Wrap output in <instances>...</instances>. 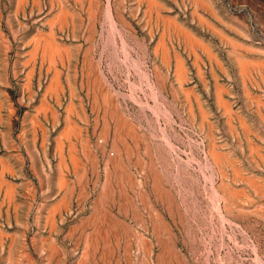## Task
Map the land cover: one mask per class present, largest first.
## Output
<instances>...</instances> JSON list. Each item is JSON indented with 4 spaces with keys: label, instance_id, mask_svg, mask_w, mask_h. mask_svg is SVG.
Wrapping results in <instances>:
<instances>
[{
    "label": "rangeland",
    "instance_id": "rangeland-1",
    "mask_svg": "<svg viewBox=\"0 0 264 264\" xmlns=\"http://www.w3.org/2000/svg\"><path fill=\"white\" fill-rule=\"evenodd\" d=\"M195 1L154 0L157 5L151 6L147 0H40L42 21L34 24L28 6L0 0V89L4 91H0V114L8 101L55 103L60 115L67 102L80 103L85 119L74 114L71 123L90 137L91 150L105 156L113 151L123 160L125 173L118 177L119 170L115 171L110 185L112 193L124 197L128 189L134 205L124 200L118 212L137 213L152 222L150 236L138 233L117 242L123 251L129 244L139 248L131 255L135 263L140 259L141 264H264V0H200L203 5ZM55 12L63 13L64 22ZM167 19L194 35L208 52L191 46L173 26L170 29ZM7 21L14 22L12 29ZM49 28L53 41L63 49L55 64L60 85L56 93L48 89L52 70L32 50L33 40ZM229 40L237 43L240 59L255 63L241 68ZM85 54L88 60L91 56V68ZM176 58L184 67L182 79L176 76ZM13 71L18 74L13 76ZM91 79L98 82L93 89ZM93 95L98 103L92 102ZM101 103L108 115L104 122L112 123L106 133L92 110L98 104L103 108ZM112 109L129 125L123 133L127 149L115 138L117 130H113L118 126L108 113ZM58 129L54 127L48 140ZM3 153L0 147V264H17L18 242L25 238L18 237L14 219L23 213V197L18 190L10 202L1 187L36 179L32 159L23 153L12 155L8 166ZM110 153L99 193L113 169L108 164ZM20 169L23 173L17 172ZM151 182L157 186L151 188ZM10 195L6 189L5 196ZM74 215L68 217L71 228L78 222ZM88 233L64 240L73 250V264H80L84 256L80 251ZM53 254L47 247L44 262L52 261Z\"/></svg>",
    "mask_w": 264,
    "mask_h": 264
},
{
    "label": "crops",
    "instance_id": "crops-1",
    "mask_svg": "<svg viewBox=\"0 0 264 264\" xmlns=\"http://www.w3.org/2000/svg\"><path fill=\"white\" fill-rule=\"evenodd\" d=\"M18 4H21L23 7L28 6L27 12L30 16L34 15V17H32L34 24L41 23L42 2H40V0H14V6H18ZM29 22L30 24L32 23L30 19ZM7 24L9 28L12 29L14 22L7 21ZM39 35L37 36L38 38L36 37L37 42L34 41L35 39L33 40L32 44L35 46L34 48H36V50L33 49V53L37 51L40 59L45 61L52 70L51 81L52 76H54L53 74H57V71L53 67L58 63L59 56L57 53H51L52 56L47 57V55H50L47 53V46H45L48 42L46 40L45 42L44 37L42 35L39 37ZM41 43H43V49L41 48ZM54 43L57 42L53 41L52 45ZM54 45H56V47L58 46V44ZM73 45L78 50L81 49L80 43ZM43 50H46V52H43ZM53 71H56V73ZM16 74L18 73L13 71V76H16ZM2 84L4 85V83ZM48 89L50 92L56 93L59 90V86L57 88H50L48 85ZM0 91L3 93V88L0 89ZM71 102L72 101L67 102L63 108L65 113H62L61 115L58 112L59 106L55 103L50 104L41 101H8L2 107L4 112L0 114V147L5 150V153H3V160L8 166H12L8 160L10 156H17L20 153H23V155L32 159L34 165L32 169H34L33 173L36 179V181L32 183L21 181L16 185L2 183V195H4L5 199L10 202L14 201L18 190L20 191L18 196L23 197V213L20 214L21 216L17 215L14 222L17 221L18 237H23L25 239L23 242H18L20 250L15 261L17 264H54L55 262L56 264H73V250L66 246L64 240H70L73 237L82 238L84 235L83 232L88 230L90 232L88 233L89 238L85 240V243H83L84 247H82L81 250L85 255L82 256L84 262L81 260L80 264H137L134 261L136 259L131 257V255L135 254L136 249L139 248L132 247L129 244V247L127 246L126 248L127 250L125 249L126 251H123V245H117V242L121 238L133 239L134 235L138 233L142 236H150L152 233V222L148 217L144 220L139 217L137 213L124 215L121 212H118L119 205L122 206L124 205L123 203H126L124 200L131 203L132 206L134 205L133 200L128 197V189L125 190L127 197H124L121 193L118 195L117 192H113L111 193L110 198L102 199L104 201L103 204L101 198H99L98 191L103 183L102 175L104 164H107L105 159L106 156L101 155L97 149L91 150L89 143L90 137L88 135L84 136V134L82 132L80 133V130L71 123L74 114H76V116L78 115L77 117L81 119H85V112L80 103ZM69 103L73 106L69 105ZM102 106L103 108L97 107L99 110L96 108L93 110H101L103 113L99 114L93 112V114L95 117L97 115L99 121L103 120L102 122L104 124L109 123L110 125V121L108 123L104 122L107 115L105 110L107 109L104 104ZM70 115H72L71 118ZM43 116H45V118H43ZM65 122L69 123L66 124ZM68 124H70L69 126L72 124L73 129H71V131L66 130L69 129ZM66 125L67 128H65ZM58 126L59 129L56 133L57 135L55 134V136H51L48 140L49 133L54 127ZM63 128L66 130L65 133L68 132L67 136H65L66 138L68 137L67 139L64 137L66 134L63 133L65 131ZM12 134L18 136L19 141H17L16 137H13ZM58 139L61 141H58ZM85 144L86 148H84ZM58 146L61 148H58ZM58 151H60V153ZM127 155L125 156V160H127ZM114 156L115 153L112 157L115 160L120 159L118 155ZM120 160L118 161H120L124 167L123 160ZM126 162L129 167L130 161ZM75 164H77V166ZM101 171L102 173L100 175ZM2 172L4 173L6 170H3ZM17 172L23 173L21 172V169ZM14 173H16L15 169ZM57 176L60 180L57 179ZM95 180H97V182H95ZM98 183H100V185H98ZM6 189H9V193L11 194L9 197L5 196ZM145 189L146 188L142 187V190ZM91 193L93 196H91ZM138 198L144 204V199L142 200L139 196ZM96 205L100 207H97ZM119 211L122 210L119 209ZM72 212L75 214V218L77 217L76 221H78L74 228H71V218H68ZM83 217H86V219L82 220ZM31 222L33 223L32 230L29 229L31 228ZM117 226L118 228H116ZM108 227H110L111 230H109L110 228L108 229ZM147 230H150L151 233L147 234ZM72 231H74V233H72ZM112 233L114 234L112 235ZM90 238L91 240H89ZM47 247L51 248L54 257L52 261L45 263L43 256L47 251ZM146 253L149 254V251ZM139 260L138 264H141V261L139 262Z\"/></svg>",
    "mask_w": 264,
    "mask_h": 264
},
{
    "label": "bare ground",
    "instance_id": "bare-ground-1",
    "mask_svg": "<svg viewBox=\"0 0 264 264\" xmlns=\"http://www.w3.org/2000/svg\"><path fill=\"white\" fill-rule=\"evenodd\" d=\"M147 2H148L149 5H151V6H155V4H156V3L154 2V0H147ZM193 2H194V1H193ZM202 2H203V1L196 0V1H195V4H197V5L202 4V5H203ZM106 4H107V2H106ZM204 4H205V3H204ZM156 5H157V4H156ZM104 6H105V5H104ZM107 6H108V5H107ZM93 7H94V6H93ZM147 7H149V6H147ZM108 8H109V7H108ZM63 9H64V8H63ZM89 9H90V8H89ZM92 9H93V8H92ZM148 9H149V8H148ZM154 9H155V8H154ZM60 11H61V10H60ZM62 11H63V10H62ZM62 11H61V12H62ZM65 11H66V10H65ZM104 11H105V10H104ZM57 12H58V10H57ZM57 12H55V13H57ZM61 12L56 14V17H58L57 19H60V18H63V19H64V17H63L64 15H63V13H61ZM55 13H54V14H55ZM109 13H110V10H109ZM106 15H108V14H106ZM165 17H166V16H165ZM54 18H55V16H54ZM108 18H109V17H108ZM112 18H113V17H112ZM120 18H121V17H120ZM171 18H172V17H171ZM65 19H66V18H65ZM49 20H51V19H48V21H49ZM55 20H56V19H55ZM60 20H62V19H60ZM106 20H107V19H106ZM110 20H111V15H110ZM170 20H171V19H169V20L167 19V20H166V21L168 22V25H169V26H170V25L173 26V27H174V30L177 32V34H178L179 36H181L183 39H185L189 44H191V46H192V44L199 45V46H201V47L204 48L203 50H205L206 52H208L209 48L206 47L201 41H199L198 39H196V38L194 37V35H192L190 32H188L187 30H185V29H184L183 27H181L179 24H175V21L173 22V20H172V21H170ZM52 21H53V20H52ZM62 21L64 22V20H62ZM107 21H108V20H107ZM112 21H113V20H112ZM58 22H59V20H58ZM59 23H61V22H59ZM112 24H113V22H112ZM166 24H167V23H166ZM113 25L115 26V23H114ZM163 25H164V24H163ZM108 26H109V25H108ZM114 26H113V27H114ZM171 26H170V29H171ZM115 28H117V27H115ZM115 28H114V29H115ZM212 28H213V27H212ZM50 30H51V28H49V30H48V32H47L48 36H46L47 34H45V33H44L45 36L42 35V36L44 37V41L46 40V41L48 42V44L45 45V46H47V53L50 54V55H49V56L47 55V57L52 56L51 53H57L58 56H60V53H62L63 49H60V46H59L60 43H59V45H58L57 47H56V45H54V44H58V43H54V44L52 45L53 41H52V36H51V31H50ZM115 30H116V29H115ZM117 30H118V29H117ZM215 31H217V30H215ZM52 32H53V31H52ZM90 32H91V31H90ZM39 33H40V32H39ZM91 34H92V32H91ZM116 34H117V33H116ZM118 34H119V33H118ZM174 34H175V33H174ZM220 34H221V33H220ZM40 35H41V34H40ZM40 35H39V37H41ZM52 35H53V34H52ZM34 36H35V35H34ZM45 37H46V39H45ZM91 37H92V36H91ZM177 37H178V36H177ZM37 38H38V37H37ZM158 39H159V38H158ZM162 39H163V37H162ZM162 39H161V40H162ZM180 39H181V38H180ZM225 39H226V38H225ZM34 41L37 42V41H36V38H35ZM44 41H43V43L45 44L46 41H45V42H44ZM50 41H52V42H50ZM158 41H159V40H158ZM229 41H230V43H231V45H232V50H231V51H234L235 54L237 55V56H235V55H234V56L238 59V62H239V65H240L241 68H246V67H248L249 65L255 63V62L250 63L249 61H251V60H249L248 62H245L244 60L240 59V58H239V55L236 53V50H237V49H236V46H237L236 44H237V43H235V42L232 41V40H229ZM43 43H41V44H42V45H41V46H42V47H41L42 49H43ZM155 43H156V41H155ZM160 44H161V41H160ZM185 44H186V43H185ZM32 45H33V44H32ZM35 45H36V43H35ZM38 45H39V44H38ZM61 45H62V44H61ZM63 46H64V45H63ZM66 46H67V45H66ZM155 46H156V45H155ZM161 46L163 47V45H161ZM161 46H160V47H161ZM188 46H189V45H188ZM191 46H189V47H190L191 49H193ZM34 47H35V46L33 45V49L36 50V48H34ZM67 48H68V46H67ZM33 49H32V50H33ZM161 49H162V48H161ZM164 49H165V48H164ZM235 49H236V50H235ZM40 51H41V50H40ZM44 51L46 52V50H43V52H44ZM160 51L162 52V50H160ZM27 52H28V51H27ZM43 52H42V53H43ZM85 52H86V51H85ZM173 52H174V51H173ZM192 52H193V50H192ZM86 53H87V52H86ZM29 54H30V51H29ZM45 54H46V53H45ZM81 54H82V53H81ZM88 54H89V53H88ZM166 54H167V52H166ZM173 54H174V53H173ZM176 54H177V53H176ZM209 54H210V51H209ZM211 54H212V53H211ZM211 54H210V55H211ZM86 55H87V54H85V57H86ZM163 55H164V54H163ZM210 55H208V56H210ZM89 57H90V59H91V56H90V55H89ZM193 57H194V56H193ZM52 58H54V57H52ZM90 59H89V60H90ZM177 59H178V58H176V63H175V69H176V73H177L176 76H177V75H178V76L180 75V76H179V78H180L181 76H183L184 67L182 66V63L180 62L181 60L178 61L180 58H179L178 60H177ZM194 59H195V58H194ZM40 60H41V59H40ZM47 60H50V59H47ZM83 60H84V59H83ZM85 60H86V63L88 62V67L91 68V62L88 60V56L86 57ZM52 61H53V60H52ZM59 61H60V59H59ZM246 61H247V60H246ZM259 61H260V60H259ZM251 62H252V61H251ZM263 62H264V61H263ZM49 63H50V62H49ZM256 63H257V61H256ZM60 64H61V63H60ZM258 64H259V63H258ZM262 64H263V63H262ZM52 65H53V63H52ZM258 67H260V66H258ZM263 67H264V65H263ZM53 68H55V67H53ZM97 69H98V68H97ZM246 69H247V68H246ZM55 70H56V69H55ZM80 70H81V69H80ZM30 71H31V70H30ZM86 71H88L87 68H86ZM53 72L56 73V71H53ZM89 72H90V71H89ZM156 72H157V71H156ZM85 74H86V73H85ZM85 74H84V75H85ZM94 74H97V73H94ZM156 74H157V73H156ZM53 75H54V76H52L51 81L49 80V81H50L49 86H50V88H51V87H52V88H54V87L57 88L58 86H60V85H59V77H58V73H57V74H53ZM86 75H87V74H86ZM86 75H85V76H86ZM98 75H99V74H98ZM157 75H158V74H157ZM157 77H158V76H157ZM50 78H51V76H50ZM179 78H178V82H180V81H179ZM93 79H94V78H93ZM93 79H91V82H92V83H91V87H92L91 89H93L94 87H97V86H98V85H96V82H97V81L94 80V82H93ZM160 79H161V78H160ZM181 79H182V77H181ZM183 79H184V78H183ZM159 81H160V80H159ZM80 83H81V82H80ZM86 83H87V81H86ZM216 83H217V82H216ZM97 84H98V82H97ZM79 85H80V84H79ZM100 85H102V84H100ZM215 85H216V84H215ZM220 86H221V85H220ZM220 86H219V87H220ZM69 87H70V86H69ZM180 88H181V87H180ZM184 88H185V87H184ZM220 88H221V87H220ZM96 89H97V88H96ZM217 89H219V88H217ZM53 90H54V89H53ZM102 90H103V89H102ZM223 90H224V89H223ZM51 91H52V90H51ZM55 91H56V90H55ZM96 91H97V90H96ZM159 91H160V90H159ZM182 91H183V90H182ZM187 91H188V90H187ZM91 92H92V91H91ZM108 92H109V91H108ZM160 92H161V91H160ZM216 92H217V91H216ZM216 92H215V93H216ZM92 93H93V92H92ZM101 93H102V92H101ZM99 94H100V93H99ZM100 95H101V94H100ZM104 95H105V93H104ZM216 95H219V94H216ZM57 97H58V96H57ZM94 97H95V98H94ZM251 97H252V96H251ZM91 98H92V97H91ZM93 98H94V100L92 99V102L94 101L95 103H98V102H97V101H98V100H97L98 98L96 99V96H94V95H93ZM217 98H218V97H217ZM220 98H221V97H220ZM252 98H253V97H252ZM81 100H82V99H81ZM101 101H102V100H101ZM103 101H104V103H107V97L104 96V97H103ZM103 101H102V102H103ZM225 101H226V100H225ZM258 102H259V101H258ZM71 103H72V102H71ZM71 103H69V105H72ZM90 103H91V102H90ZM104 103H101V104H104ZM217 103H218V102H217ZM91 104H94V103H91ZM112 104H113V102H112ZM112 104H111V105H112ZM256 104H257V102H256ZM96 105H97V104H96ZM98 105H99V104H98ZM98 105H97V107H98ZM46 106H47V105H46ZM67 106H68V105H67ZM72 106H73V105H72ZM92 106H93V105H92ZM112 106H113V105H112ZM224 106H225V105H224ZM39 107H41V106H39ZM68 107H70V106H68ZM97 107H96V109L99 110V108H97ZM110 107H111V106H110ZM35 108H36V107H35ZM105 108H106V107H105ZM105 108H104V109H105ZM113 108H114V107H113ZM222 108H223V106H222ZM104 109H103V110H104ZM114 109H115V108H114ZM114 109H112V111L109 110L110 112H108L109 114H112L110 118H112V116L114 115V116H113L114 122H115V124H117L116 126H118V128H117V127H114V130H113V131H116V130H117V132H115L116 137H115V136H112V137H115L117 140L120 139V140H121V147H124V148H125V144H123V143H125V142H123V141H124V140H123V137H124V134H123V133H124V129H125V127H126V126H129V125H126L125 120H123V118H121L122 116H121V117L118 116V115H117V112L115 113V112L113 111ZM92 110H93V109H92ZM224 110H225V109H224ZM230 110H231V109H230ZM230 110H227L228 113H229ZM96 111H97V110H96ZM96 111H95V112H96ZM231 111H232V110H231ZM105 112H106V110H105ZM200 112H201V111H200ZM68 113H70V112H68ZM102 113H103V112H102ZM204 113H205V112H204ZM228 113H227V114H228ZM235 114H236V113H235ZM53 115H54V114H53ZM53 115H52V116H53ZM119 115H120V114H119ZM77 116H78V115H77ZM230 116H231V115H230ZM64 117H65V116H64ZM96 117H97V115H96ZM238 117H239V116H238ZM238 117H237V118H238ZM239 118H240V117H239ZM96 120H97V119H96ZM67 121H68V120H67ZM102 121H103V120H102ZM227 121H228V120H227ZM72 122H73V121H72ZM95 122H96V121H95ZM126 122H127V121H126ZM239 122H242V119H241V121H239ZM65 123H66V122H65ZM67 123H69V122H67ZM67 123H66V124H67ZM242 123H243V122H242ZM35 124H36V123H35ZM102 124H103V123H102ZM111 124H112V123H111ZM236 124H237V123H236ZM69 125H70V124H68V126H69ZM74 125H75V124H74ZM208 125H209V124H207V127L210 126V125H209V126H208ZM110 126H111V125H110ZM130 126H131V125H130ZM228 126H229V125H228ZM244 126H245V125H244ZM102 127H103V126H102ZM41 128H42V127H41ZM65 128H67V125H66ZM68 128H69V129H66V130H70V131H71V129H73V128H72V124H71V126H69ZM75 128H76V127H75ZM116 128H117V129H116ZM126 128H127V127H126ZM128 128H129V127H128ZM209 128H210V127H209ZM209 128H208V129H209ZM228 128H229V127H228ZM246 128H247V127H246ZM63 129H64V128H63ZM63 129H61V130H63ZM102 129H103V128H102ZM102 129H101L100 131H102ZM64 130H65V129H64ZM64 130H63V131H64ZM66 130L63 132L64 134H66V135H64V137L67 136V133H68V132L65 133ZM107 130H108V124H105V129H104V131H102V132L106 133ZM129 130H130V129H129ZM133 130H134V129H133ZM32 131H33V130H32ZM127 131H128V130H127ZM127 131H126V133H127ZM242 131H243V130H242ZM60 132H61V131H60ZM60 132H59V133H60ZM98 132H99V131H98ZM135 132H136V131H135ZM207 132H208V131H207ZM32 133H33V132H32ZM61 133H62V132H61ZM69 133H71V132H69ZM104 133H102V134H104ZM109 133H110V132H109ZM244 133H245V132H244ZM71 134H72V133H71ZM102 134H101V135H102ZM113 134H114V133H113ZM129 134H132V131H130ZM129 134H128V135H129ZM209 134H210V133H209ZM58 135H59V134H58ZM245 135H246V134H245ZM41 136H42V135H41ZM209 136H210V135H209ZM42 137H44V136H42ZM56 137H57V136H56ZM61 137H62V135H61ZM101 137H102V136H101ZM32 138H33V137H32ZM65 138H66V137H65ZM67 138H68V137H67ZM67 138H66V139H67ZM133 138H134V137H133ZM247 138H248V137H247ZM78 139H79V138H78ZM104 139H105V138H104ZM116 139H115V140H116ZM209 139H210V138H209ZM82 140H83V139H82ZM58 141H61V140L58 139ZM68 141H69V140H68ZM112 141H113V140H112ZM86 142H87V141H86ZM116 142H118V141H116ZM128 142H129V141H128ZM134 142H136V141L134 140ZM209 142H210V140H209ZM59 143H60V142H59ZM118 143H119V142H118ZM57 144H58V143H57ZM82 144H83V143H82ZM82 144H81V145H82ZM96 144H97V142H96ZM102 144H103V143H102ZM105 144H106V143H105ZM209 144H210V143H209ZM58 145H60V144H58ZM87 145H88V144H87ZM118 145H119V144H118ZM118 145H117V148H118ZM56 146H57V145H56ZM68 146H69V145H68ZM59 147H60V146H58V148H59ZM100 147H101V145H100ZM248 147L250 148V146H248ZM254 147H255V146H254ZM60 148H61V147H60ZM84 148H86V144L84 145ZM207 148H208V147H207ZM87 149H88V148H87ZM125 149H127V148H125ZM130 149H131V148H130ZM130 149H129V150H130ZM136 150H137V149H136ZM253 150H254V149H253ZM72 151H73V149H72ZM115 151H116V150H115ZM254 151H255V150H254ZM58 152L60 153V151H58ZM104 152H105V151H104ZM122 152H123V151H122ZM125 152H126V151H125ZM135 152H136V151H135ZM207 152H208V151H207ZM212 152H213V151H212ZM212 152L210 151L209 154L211 155ZM109 153H110V152H109ZM109 153L107 154V156H106L107 158H105V159H108V155H109ZM114 153H115V152H114ZM118 153L120 154V151H119ZM136 153H137V152H136ZM213 153H215V151H214ZM213 153H212V154H213ZM218 153H219V151H218ZM103 154H104V153H103ZM103 154H102V155H103ZM110 154H111V153H110ZM256 154H257V153H256ZM111 155H113V151H112V154H111ZM120 155H122V154H120ZM59 156H60V155H59ZM115 156H117V155L115 154ZM115 156H114V157H115ZM69 157H70V156H69ZM120 157H121V156H120ZM263 158H264V157H263ZM62 159H63V158H62ZM89 159H90V158H89ZM109 159H110L109 161L111 162V163H109V164H111V165L113 166V169L110 170V173H109L110 176L108 175L110 179H109L107 176H106L107 179L104 177V178L106 179V181H108V182H104L103 187H102V190H101V193L98 192V193L100 194V195H99V198H101V200H102L103 198H104V199L110 198V195H111V193H112V190H111V189H112V188H111L112 186L110 185V181H111V180L113 179V177H114V176L111 177V175H112L113 173H115V171L118 172V170H119V173L116 172V173H117V176H118L119 174H120V175H123V173H125L124 167L122 166V164H121V162H120L121 160H120V161H118L119 159L115 160L113 157H111V158H109ZM121 159H122V158H121ZM75 160H76V159H75ZM91 160H92V159H91ZM114 160H115V161H114ZM61 161H62V160H61ZM70 161H71V160H70ZM262 161H263V160H262ZM71 162H72V161H71ZM73 162H74V160H73ZM112 162H113V164H112ZM57 163H58V161H57ZM58 164H59V163H58ZM58 164H57V165H58ZM63 165H64V164H63ZM75 165L77 166V164H75ZM111 165H110V166H111ZM229 165H230V164H229ZM73 166H74V165H73ZM63 168H64V167H63ZM139 168H140V167H139ZM141 168H142V167H141ZM216 168H217V167H216ZM58 169H59V168H58ZM107 169H109V167H108ZM59 171H60V169H59ZM108 171H109V170H108ZM83 172H84V171H83ZM153 173H154V172H153ZM59 174H60V172H59ZM105 174H106V173H105ZM146 174H147V173H146ZM106 175H107V174H106ZM113 175H114V174H113ZM151 175H152V174H151ZM232 175H233V174H232ZM126 176H127V174H126ZM144 176H145V174H144ZM152 176L154 177V174H153ZM152 176H151V177H152ZM155 176H156V175H155ZM118 177H119V176H118ZM118 177H117V178H118ZM151 177H150V179H152ZM78 178H79V177H78ZM157 178H158V177H157ZM57 179H59L58 176H57ZM57 179H56V180H57ZM118 179H119V178H118ZM59 180H60V179H59ZM77 180H78V179H77ZM135 180H136V179H135ZM145 180H146V179H145ZM157 180H158V179H157ZM1 181H2V180H1ZM159 181H160V180H159ZM210 181H211V180H210ZM57 182H58V180H57ZM152 182H153V181H152ZM152 182H151V183H152ZM118 183H119V181H118ZM118 183H117V184H118ZM127 183H128V181H127ZM119 184H120V183H119ZM161 184H162V183H161ZM58 185H59V184H58ZM62 185H63V184H62ZM108 185H109V186H108ZM152 185H153V183H152ZM152 185H151V188L157 186V185H155V186H154V185L152 186ZM128 186H129V185H128ZM159 186L161 187V185H158L157 188H159ZM118 187L121 188L120 186H118ZM215 187H216V186H215ZM228 188H231V187H228ZM124 189H125V188H124ZM124 189H123V190H124ZM139 189H140V188H139ZM153 189H154V188H153ZM155 189H156V188H155ZM140 190H141V189H140ZM157 190H160V188L157 189ZM167 190H168V189H167ZM236 190H239V189H236ZM10 191H11V190H10ZM160 191H161V190H160ZM160 191H159V192H160ZM168 191H169V190H168ZM11 192H12V191H11ZM140 192H141V191H140ZM142 192H143V191H142ZM142 192H141V193H142ZM154 192H155V191H154ZM218 192H219V191H218ZM218 192H217V193H218ZM240 192H241V190H240ZM215 193H216V192H215ZM121 194H122V193H121ZM142 194H143V193H142ZM158 194H159V193H158ZM219 194H220V193H219ZM232 194H234V192H233ZM242 194H243V193H242ZM123 195H124V194H123ZM234 195H235V194H234ZM121 196H122V195H121ZM143 196H144V195H143ZM163 196H164V195H163ZM235 196H236V195H235ZM122 197H123V196H122ZM123 198H124V197H123ZM158 198H159V196H158ZM166 198H167V197H166ZM122 200H123V199H122ZM163 200H164V199H163ZM163 200H162V201H163ZM166 200H167V199H166ZM64 201H65V200H64ZM164 201H165V200H164ZM102 202H103V204H104V201H103V200H102ZM165 202H166V201H165ZM65 203H66V202H65ZM168 203H169V202H168ZM145 204H146V201H145ZM165 204H166V203H165ZM65 205H66V204H65ZM130 205H131V203H130ZM96 206H97V207H100V206H98V205H96ZM96 206H95V207H96ZM97 207H96V208H97ZM217 207H218V206H217ZM98 209H99V208H98ZM98 209H97V210H98ZM100 209H101V208H100ZM102 210H103V209H102ZM49 211H50V210H49ZM95 211H96V210H95ZM98 212H99V210H98ZM233 212H234V211H233ZM100 213H101V212H100ZM170 213H171V212H170ZM101 214H102V213H101ZM48 215H49V214H48ZM101 216H102V215H101ZM100 218H101V217H100ZM152 219H153V217H152ZM105 222H106V221H105ZM155 223H156V222H155ZM49 224H50V223H49ZM158 224H159V223H158ZM50 225H51V224H50ZM156 226H157V223H156ZM156 226H155V227H156ZM112 227H113V226H112ZM114 227H115V226H114ZM109 228H110V227H108V229H109ZM116 228H118V226H117ZM160 228H161V227H160ZM102 229H103V228H102ZM114 229H115V228H114ZM156 229H157V228H156ZM71 230H72V229H71ZM105 230H106V229H105ZM109 230H111V228H110ZM116 230H117V229H116ZM117 231H118V230H117ZM166 231H167V230H166ZM94 232H95V231H94ZM155 232H156V230H155ZM158 232H159V231H158ZM159 233H160V232H159ZM96 234H97V233H96ZM109 234H110V233H109ZM113 234H114V233H112V235H113ZM167 234H168V233H167ZM93 235H94V234H93ZM154 235H155V234H154ZM171 235H172V234H171ZM86 236H87V235H86ZM107 236H108V235H107ZM156 236H157V235H156ZM156 236H154V237H156ZM159 236H160V234H159ZM91 237H92V236H91ZM95 237H96V236H95ZM124 237H125V236H124ZM168 237H169V236H168ZM88 238H89V237H88ZM92 238H94V237H92ZM96 238H97V237H96ZM103 238H104V236H103ZM103 238H102V239H103ZM159 238H160V237H159ZM104 239H105V238H104ZM114 239H115V238H114ZM160 239H161V238H160ZM89 240H91V238H90ZM89 240H88V241H89ZM109 240H110V238H109ZM117 240H118V239H117ZM163 240H164V238H163ZM92 241H93V240H92ZM126 241H127V240H126ZM144 241H145V240H144ZM164 241H165V240H164ZM93 242H94V241H93ZM124 242H125V241H124ZM140 242H141V240H140ZM109 243H110V242H109ZM88 244H89V243H88ZM105 244H106V242H105ZM140 244H141V243H140ZM108 245H109V244H108ZM145 245H146V244H145ZM147 245H148V244H147ZM127 246H128V245H127ZM162 246H163V245H162ZM166 246H169V245L166 244ZM107 247H108V246H107ZM125 247H126V246H125ZM125 247H124V248H125ZM128 247H129V246H128ZM144 247H145V246H144ZM148 247H149V246H148ZM86 248H87V247H86ZM101 248H102V246H101ZM94 249H95V247H94ZM109 249H110V248H109ZM125 249H126V248H125ZM145 249H146V248H145ZM85 250H88V249H85ZM101 250H102V249H101ZM126 250H127V249H126ZM126 250H125V251H126ZM141 250H142V249H141ZM106 251H107V250H106ZM149 251H150V250H149ZM164 251H165V250H164ZM7 252H8V251H7ZM80 252H81V251H80ZM91 252H92V250H91ZM107 252H108V251H107ZM81 253H83V252H81ZM92 253H93V252H92ZM151 253H152V252H151ZM163 253H164V252H163ZM103 254H104V253H103ZM103 254H102V255H103ZM125 255H126V254H125ZM79 256H80V255H79ZM84 256H85V255H84ZM102 257H103V256H102ZM106 257H107V256H106ZM162 257H163V256H162ZM166 257H167V256H166ZM79 258H80V257H79ZM97 258H98V257H97ZM157 258H158V256H157ZM80 259H81V258H80ZM106 259H107V258H106ZM163 259H165V258H163ZM81 260H82V259H81ZM81 260H80V261H81ZM83 260H84V259H83ZM83 260H82V262H84ZM78 261H79V259H78ZM80 261H79V262H80ZM91 261H92V260H91ZM95 261H96V260H95ZM108 261H109V260H108ZM110 261H111V260H110ZM86 262H87V261H86ZM163 262H164V261H163ZM80 263H81V262H80ZM100 263H101V262H100ZM103 263H104V262H103ZM165 263H166V262H165ZM165 263H164V264H165ZM161 264H162V262H161Z\"/></svg>",
    "mask_w": 264,
    "mask_h": 264
}]
</instances>
